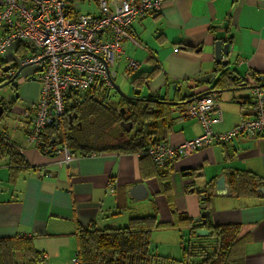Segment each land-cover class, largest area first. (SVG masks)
<instances>
[{
  "label": "crops",
  "instance_id": "obj_1",
  "mask_svg": "<svg viewBox=\"0 0 264 264\" xmlns=\"http://www.w3.org/2000/svg\"><path fill=\"white\" fill-rule=\"evenodd\" d=\"M65 1L73 18L79 14L100 15L98 0ZM107 1L112 5L120 2ZM220 32L224 33L223 43L230 42L231 48L229 56L223 58L227 66H220L228 71L227 81L250 82L217 92L221 118L211 113L215 120L211 130L216 134L228 132L243 118L252 116L253 92L259 88L254 86L252 76H264V0H169L156 14L132 23L130 33L135 43L122 44V54L109 67L111 82L115 85L119 79L125 88L115 86L128 97L146 99L153 95L168 103H173L176 96L188 100L207 94L212 84L198 80L216 71L212 45L214 35ZM23 52L20 47L12 48L1 58L0 84L7 80L2 69ZM129 60L138 67L127 73ZM153 69L155 72L142 86L131 84L135 76H146ZM32 71L25 67L16 77L18 97L12 102V112L0 124V132L19 145L26 163L24 169L15 172L8 159L0 161V239H31L34 250L43 258L40 264H75L78 227L91 224L97 229L121 228L130 218L151 214L158 222L172 223L176 219L173 212L193 222L207 210L210 225L237 226L242 264H264V194L237 198L230 195L227 184L231 173L245 171L257 176L264 189V133L201 148L175 159L167 171L155 169L153 174L148 162H141L137 153L73 152L74 160L66 165L62 156L41 154L25 140L31 117L23 113L32 112L39 91L38 83L31 79ZM113 84L106 89L110 90L111 101L118 102L124 98L116 93L112 98ZM174 106L170 110L171 127L160 140L177 145L201 135L200 123L181 118L183 106ZM161 172L167 175L170 196L161 192L157 175ZM221 176L225 178V192L217 195L215 182ZM139 185L143 188H135ZM204 198L207 201L200 204ZM185 246L212 251L215 245L212 239H195L188 226H181L154 231L149 251L180 261ZM187 261L191 264L198 258Z\"/></svg>",
  "mask_w": 264,
  "mask_h": 264
},
{
  "label": "built area",
  "instance_id": "obj_2",
  "mask_svg": "<svg viewBox=\"0 0 264 264\" xmlns=\"http://www.w3.org/2000/svg\"><path fill=\"white\" fill-rule=\"evenodd\" d=\"M169 0H120L112 5L98 0L99 16L79 14L71 17L65 0H2L0 2V61L9 49L22 48L7 65L6 79L32 68L31 79L39 85L38 98L32 112L31 125L25 132L28 144L38 145L42 132L56 125L65 111L71 93L82 94L97 82L111 87L109 67L122 54V44L135 43L130 27L133 22L156 14ZM138 64L129 60L127 73ZM221 118L218 93L211 91L186 105L181 118L194 119L202 127V134L177 145L160 141L149 146L145 154L156 169H162L177 158L213 144H227L238 136L255 138L264 133V91L255 88L252 116L243 118L228 132L216 134L211 130L215 122L211 113ZM68 165L74 160L66 148H56ZM110 192L112 188L110 187ZM78 263V259L73 261Z\"/></svg>",
  "mask_w": 264,
  "mask_h": 264
},
{
  "label": "trees",
  "instance_id": "obj_3",
  "mask_svg": "<svg viewBox=\"0 0 264 264\" xmlns=\"http://www.w3.org/2000/svg\"><path fill=\"white\" fill-rule=\"evenodd\" d=\"M216 71L220 72L214 81V90H223L230 86L250 85L248 81L234 79L232 82L227 75V69H220L216 65ZM155 72L135 76L131 84L139 88L147 82ZM260 76H252L254 86L258 87ZM264 91V87L261 88ZM206 92L199 95L204 96ZM200 96V97H202ZM176 96L173 103H168L164 98L152 95L149 100L129 101L120 99L114 103L108 95L103 82H97L82 94L71 93L66 99L65 111L58 119L56 127L46 128L39 137L35 148L44 155L54 154L56 148L64 147L70 152H78L82 155L101 152L137 153L140 161H147L150 173H155V167L151 159L145 154L147 148L160 142L171 127L172 119L170 110L174 104H182L186 98ZM122 110V112H121ZM88 115L99 122L106 124L101 134H92V144L81 140L80 132L83 131L81 117ZM127 125V129L118 127L119 124ZM93 126V124H92ZM78 127L80 128L78 130ZM90 130V129H89ZM91 131V130H90ZM118 135V133H120ZM91 141V140H90ZM20 147L6 134L0 132V161L8 159L10 169L15 172L24 169L26 163L21 155ZM172 164H167L164 170ZM160 181L161 192L169 195L170 187L165 172L157 174ZM229 193L237 198H249L259 195L262 181L255 175L245 171H235L227 178ZM170 196V195H169ZM169 202L171 201L168 197ZM207 201L200 200V204ZM176 217L175 222L161 223L156 215L133 217L127 225L121 228L97 229L93 225L78 227L76 229L77 259L78 264H189L188 258H198L191 264H242V249L239 241H236L237 226H213L207 221L203 225H196L187 218L172 213ZM204 219V218H203ZM188 226L194 238L197 240H214V248L208 251L203 247H183V256L180 261L152 255L149 251L151 234L156 230L179 228ZM205 227L209 231L206 237H198L195 231ZM189 250V251H188ZM41 254L34 250L31 239L5 238L0 239V264H40Z\"/></svg>",
  "mask_w": 264,
  "mask_h": 264
},
{
  "label": "water",
  "instance_id": "obj_4",
  "mask_svg": "<svg viewBox=\"0 0 264 264\" xmlns=\"http://www.w3.org/2000/svg\"><path fill=\"white\" fill-rule=\"evenodd\" d=\"M213 39H214V42L212 45V55H213L214 63L218 66H227L228 62L223 61V58L228 57L230 52H231L230 42H227L225 44L223 43V40H224V33L223 32L216 33L214 35ZM6 71H7L6 67L2 69V73H5ZM216 74H219V72L215 71L214 75H208L204 78L199 79L198 81L206 82L208 84H212V87L210 90L215 91V92H219V90L213 89L214 88V81H215L214 79H216L218 77V75L216 77ZM17 76H18V74L16 76H14L12 79H7L6 81H4L3 83L0 84V90L3 88H8L10 90L8 95H3L0 92V124L2 123L3 120H5L7 115L12 112V102L18 97L17 91L15 90L18 86V83L16 81ZM257 81L260 83L262 82V84L259 85V88H263L264 87V83H263L264 82V76H260L257 79ZM111 84H113V83L111 82ZM112 89L118 96H120L124 99H127L129 101L144 100V99H140L137 97H128V96L124 95L119 90V88L117 86H115L114 84L112 85ZM177 90H179V88ZM186 96L187 97L190 96L189 91L186 92ZM200 96H202V95H197V96L191 97L190 99L185 100L182 104L188 105V104L194 102L195 100H197ZM150 97H151V95H148L147 100H149ZM154 98H156V96H154ZM121 112H122V110H121ZM54 127H56V125H54ZM215 185L216 186H215L214 191L217 195L225 192V189H224L225 188V178L223 176L219 177L216 180ZM138 187L143 188V185H139L135 188H138ZM258 191L260 193L264 194V189L260 188ZM201 193H202V198H203L205 196L204 195L205 189H202ZM202 208L204 209L205 206H202ZM200 216H201V219H199V218L194 219L193 223H195L196 225H200V224L203 225L206 221L209 220V212L207 210H204ZM195 235L198 237L207 236V235H209V231L206 229H203V228H199L195 231Z\"/></svg>",
  "mask_w": 264,
  "mask_h": 264
},
{
  "label": "rangeland",
  "instance_id": "obj_5",
  "mask_svg": "<svg viewBox=\"0 0 264 264\" xmlns=\"http://www.w3.org/2000/svg\"><path fill=\"white\" fill-rule=\"evenodd\" d=\"M118 69V68H117ZM119 70V69H118ZM118 84V85H117ZM115 85L117 86H120V88L123 90L125 87H122L121 84L119 83V79H117L115 81ZM105 89H106V86H105ZM120 89V90H121ZM7 91L9 92L10 90L7 89V88H3L0 90V92L2 94H6ZM110 90H108L109 92ZM123 94H124V91H121ZM111 94H112V98L115 96V92L111 89ZM81 121H82V126H83V130L86 132L87 128L90 129L95 135L96 134H101L102 133V130H105L106 128V124H102L99 122V119L96 118V119H93L92 117L88 116V115H85V116H82L81 118ZM93 124V126H92ZM8 125L11 127L12 125V121L9 120L8 121ZM83 133V132H81Z\"/></svg>",
  "mask_w": 264,
  "mask_h": 264
},
{
  "label": "flooded vegetation",
  "instance_id": "obj_6",
  "mask_svg": "<svg viewBox=\"0 0 264 264\" xmlns=\"http://www.w3.org/2000/svg\"><path fill=\"white\" fill-rule=\"evenodd\" d=\"M17 89V88H16ZM15 89V90H16ZM114 103H116L115 101H114ZM124 128H123V127ZM118 127H122L124 130L125 129H127V125H124L123 123L122 124H119V126ZM80 128L78 127V130H79ZM81 132H83V133H81ZM80 132V137H81V140L82 141H85V143H88V145H89V142H90V144H92V141H93V139H92V134H93V132L92 131H90L88 128H87V130H86V132L83 130V131H81ZM121 134V132L120 133H118V135H120ZM91 140V141H90Z\"/></svg>",
  "mask_w": 264,
  "mask_h": 264
}]
</instances>
